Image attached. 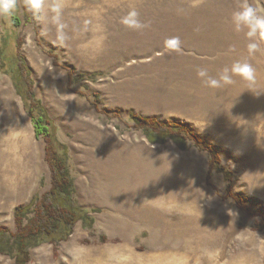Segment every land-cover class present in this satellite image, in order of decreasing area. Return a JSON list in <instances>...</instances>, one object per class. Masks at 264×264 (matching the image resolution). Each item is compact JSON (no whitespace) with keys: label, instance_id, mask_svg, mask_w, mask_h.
Masks as SVG:
<instances>
[{"label":"rangeland","instance_id":"rangeland-1","mask_svg":"<svg viewBox=\"0 0 264 264\" xmlns=\"http://www.w3.org/2000/svg\"><path fill=\"white\" fill-rule=\"evenodd\" d=\"M242 2L43 0L37 19L16 0L0 16L5 56L24 59L68 147L74 199L94 210L91 229L76 223L65 241L31 249L27 264H264V45L249 55L244 29L234 31ZM248 2L264 16V0ZM133 9L143 30L120 23ZM177 36L182 50L167 49ZM236 61L252 64L254 83L234 76L214 89L197 75L218 78ZM6 69L0 57V227L13 231L15 210L50 188L51 173ZM132 116L187 127L216 149L229 181L209 175V155L193 141L151 144ZM0 264L15 261L0 254Z\"/></svg>","mask_w":264,"mask_h":264},{"label":"trees","instance_id":"trees-1","mask_svg":"<svg viewBox=\"0 0 264 264\" xmlns=\"http://www.w3.org/2000/svg\"><path fill=\"white\" fill-rule=\"evenodd\" d=\"M14 24L18 25L16 18ZM0 57L1 68L7 65L5 72L9 74L16 93L23 100L35 135L44 138L45 160L51 173L50 188L42 194H35L28 204L15 210V230L0 227V254L13 258L15 264H27L31 249L42 243L57 245L65 241L72 234L76 223L80 222L84 228L91 229L94 224L91 212L94 210L79 206L74 199L75 185L68 147L58 140L56 127L41 101L35 97L24 59L18 54L8 59L3 46H0ZM131 121L151 144H164L171 140L180 150H185L189 142L193 141L209 155V175L213 171L219 172L229 181L231 173L220 165L216 149L198 140L187 127L141 116H132ZM227 189L228 196L231 197L229 186ZM236 202L241 204L239 199ZM261 225L263 226L262 223Z\"/></svg>","mask_w":264,"mask_h":264},{"label":"clouds","instance_id":"clouds-1","mask_svg":"<svg viewBox=\"0 0 264 264\" xmlns=\"http://www.w3.org/2000/svg\"><path fill=\"white\" fill-rule=\"evenodd\" d=\"M25 7L29 12L36 15L37 19H41V9L43 0H24ZM16 9V0H0V16H11ZM51 12L55 15L53 19H59L60 6L55 4L51 6ZM231 21L234 25V31L239 32L244 29L245 38L249 41L246 45L249 55H252L261 50V45H264V16L258 14L257 9L248 2L243 0L239 10L234 11L231 15ZM120 23L129 29L143 30L147 27L146 24L139 20V13L133 9L124 16ZM166 48L171 51L180 52V38L172 37L165 42ZM198 77L202 78L203 82L210 88H221L225 85H230L234 82L233 77H240L248 83H254L256 80V70L251 63L247 61H236L230 67L222 70L218 78L209 76L206 69H200L197 72ZM214 254L209 253L211 259Z\"/></svg>","mask_w":264,"mask_h":264},{"label":"bare ground","instance_id":"bare-ground-1","mask_svg":"<svg viewBox=\"0 0 264 264\" xmlns=\"http://www.w3.org/2000/svg\"><path fill=\"white\" fill-rule=\"evenodd\" d=\"M152 198H149L148 200L151 201L152 203H155V204H158L160 205L161 207L164 205V203L162 202V200H159V199H153L154 196H151ZM145 203H148V201L146 202V199L144 200ZM151 204V203H150ZM124 249V248H123ZM164 256V255H163ZM138 257L135 256V254H133L132 252H129V259L133 260V261H136L137 262V259ZM162 256H154V259H153V262L154 264H160V262L162 261ZM129 262H124L122 264H128Z\"/></svg>","mask_w":264,"mask_h":264}]
</instances>
